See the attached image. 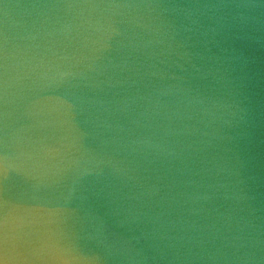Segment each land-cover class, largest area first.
Here are the masks:
<instances>
[{"label":"water","instance_id":"1","mask_svg":"<svg viewBox=\"0 0 264 264\" xmlns=\"http://www.w3.org/2000/svg\"><path fill=\"white\" fill-rule=\"evenodd\" d=\"M30 191L55 264H264V0H0V264Z\"/></svg>","mask_w":264,"mask_h":264},{"label":"bare ground","instance_id":"2","mask_svg":"<svg viewBox=\"0 0 264 264\" xmlns=\"http://www.w3.org/2000/svg\"><path fill=\"white\" fill-rule=\"evenodd\" d=\"M38 205V201L36 200V194L35 191H30L25 198V202L21 207V213H24V215H29L30 218L33 220L31 222L32 224V229H29V232L31 234H34L35 236H37L39 239H41L45 245V253L49 258V263L48 264H55L54 262V255H53V248L50 245L49 242V233H54L56 230L52 227H50L53 223L50 220V217H44L43 215H41L40 211H44V209H39ZM44 207H50L48 204L43 205ZM6 210H4L5 212ZM28 216V217H29ZM30 219V221H31ZM46 226V227H44ZM53 226V225H52ZM47 227H49L47 229ZM84 228V227H83ZM3 229V222L2 220H0V230ZM73 233H78V232H83V229L74 227L73 230H71ZM61 238L63 240L66 241H72L73 240V236L70 235H62ZM108 245H106L105 251L107 253V255L109 256L110 259H108L111 264H117V261L120 260L121 263H128L131 262V259H127L125 257V255L123 253H119V258L116 261V257H115V252H112L113 250V244L110 242L107 243Z\"/></svg>","mask_w":264,"mask_h":264}]
</instances>
